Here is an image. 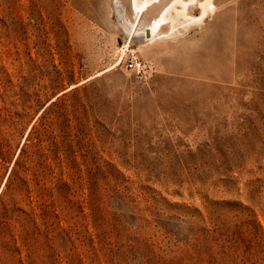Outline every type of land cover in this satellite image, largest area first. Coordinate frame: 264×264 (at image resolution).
<instances>
[{
  "label": "rangeland",
  "instance_id": "obj_1",
  "mask_svg": "<svg viewBox=\"0 0 264 264\" xmlns=\"http://www.w3.org/2000/svg\"><path fill=\"white\" fill-rule=\"evenodd\" d=\"M212 3L0 0V264H264V0Z\"/></svg>",
  "mask_w": 264,
  "mask_h": 264
},
{
  "label": "bare ground",
  "instance_id": "obj_2",
  "mask_svg": "<svg viewBox=\"0 0 264 264\" xmlns=\"http://www.w3.org/2000/svg\"><path fill=\"white\" fill-rule=\"evenodd\" d=\"M161 2L162 0H129L132 18L124 25L125 44H129L133 40L134 34L138 32H143L149 41L159 39L163 35L170 36L173 34L176 24L183 26L199 24L214 9L212 0H170L148 22H142L143 15L151 7L161 4ZM195 4L199 5L200 14L197 16L189 15V8ZM172 10H175V15L182 17L181 21L176 22L172 16ZM165 26H168V30L164 33L162 30Z\"/></svg>",
  "mask_w": 264,
  "mask_h": 264
},
{
  "label": "built area",
  "instance_id": "obj_3",
  "mask_svg": "<svg viewBox=\"0 0 264 264\" xmlns=\"http://www.w3.org/2000/svg\"><path fill=\"white\" fill-rule=\"evenodd\" d=\"M124 67L128 70L139 72L143 70L144 62L135 57H131L124 62Z\"/></svg>",
  "mask_w": 264,
  "mask_h": 264
}]
</instances>
